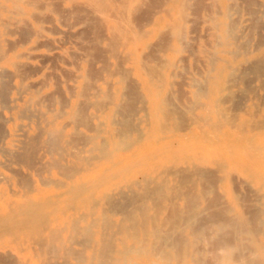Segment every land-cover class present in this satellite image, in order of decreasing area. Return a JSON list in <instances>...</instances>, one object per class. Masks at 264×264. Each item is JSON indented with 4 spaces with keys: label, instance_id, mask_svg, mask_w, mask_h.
Returning <instances> with one entry per match:
<instances>
[{
    "label": "bare ground",
    "instance_id": "bare-ground-1",
    "mask_svg": "<svg viewBox=\"0 0 264 264\" xmlns=\"http://www.w3.org/2000/svg\"><path fill=\"white\" fill-rule=\"evenodd\" d=\"M201 2L0 0V264H264V0Z\"/></svg>",
    "mask_w": 264,
    "mask_h": 264
},
{
    "label": "rangeland",
    "instance_id": "rangeland-1",
    "mask_svg": "<svg viewBox=\"0 0 264 264\" xmlns=\"http://www.w3.org/2000/svg\"><path fill=\"white\" fill-rule=\"evenodd\" d=\"M199 1H202L203 2V4H207V2H206V0H199ZM204 1H205V3H204ZM194 2V1H193ZM201 2V3H202ZM192 16V18H190ZM194 16L191 14V15H189V17H188V24H189V26L190 27H192L190 30H194V28H195V26H196V24L198 23V22H196V20H194V18H193ZM195 22V23H194ZM191 23V24H190ZM193 23V24H192ZM260 81L261 80H258V81H256V84L259 86V84H260ZM259 89H258V92H259V94L261 95L263 92H264V90H263V88L261 87V84H260V86L258 87ZM246 103L248 102V101H245ZM245 103V104H246ZM260 103H261V101H260ZM258 171H260V173H262V172H264V167L263 166H260L259 168H258ZM243 179L244 180H246V178L245 177H243ZM255 184V185H254ZM254 185V186H253ZM262 185V186H261ZM251 186H253L255 189L254 190H256L255 191V195L257 196V195H259L261 192L262 193H264V184H262V183H260V182H256V183H252V185ZM257 186V187H256ZM221 193H223V194H225L226 192H225V190L221 187ZM259 190V191H258ZM224 191V192H223ZM259 193V194H258ZM264 194H261V195H259V200H260V198H261V200H260V203H259V206L264 210V196H263ZM261 217L263 218V220H264V213L263 214H261Z\"/></svg>",
    "mask_w": 264,
    "mask_h": 264
}]
</instances>
